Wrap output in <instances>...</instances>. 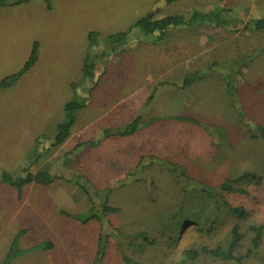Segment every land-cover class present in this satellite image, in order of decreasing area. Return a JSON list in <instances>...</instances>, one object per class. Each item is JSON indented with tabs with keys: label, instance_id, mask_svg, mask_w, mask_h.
I'll return each instance as SVG.
<instances>
[{
	"label": "rangeland",
	"instance_id": "rangeland-1",
	"mask_svg": "<svg viewBox=\"0 0 264 264\" xmlns=\"http://www.w3.org/2000/svg\"><path fill=\"white\" fill-rule=\"evenodd\" d=\"M193 10L224 12L228 26L211 16L161 41L131 29L142 17H188ZM261 18L264 0H30L0 8V81L20 72L38 46L33 65L0 88V175L45 170L57 177L20 192L0 179V264L16 239L20 250L53 247L11 264H94L102 237L108 243L101 264H127L124 255L135 264H179L190 248L227 250L239 223L244 238L234 259L201 254L192 264H264V233L245 256L254 235L249 227L264 224V29L252 24ZM91 31L95 52L107 51L93 80L83 73ZM122 32L123 43L104 46ZM191 75L197 77L183 86ZM80 98L87 105L70 137L50 149L64 106ZM140 115L134 134L117 135ZM169 163L211 187L249 171L263 180L243 184L248 194L221 196L220 204L245 208L240 221L223 205L218 211L214 199H201ZM78 185L97 206L108 198L118 211L104 223L66 216L88 215L91 205ZM179 221L170 243V226ZM139 233L154 243L135 241Z\"/></svg>",
	"mask_w": 264,
	"mask_h": 264
},
{
	"label": "trees",
	"instance_id": "trees-1",
	"mask_svg": "<svg viewBox=\"0 0 264 264\" xmlns=\"http://www.w3.org/2000/svg\"><path fill=\"white\" fill-rule=\"evenodd\" d=\"M30 0H0V7H12L19 4H23L25 2H29ZM211 16H213L216 20V24L218 26L226 27L228 26L226 23V20L224 19V12L223 13H204L200 12L198 10H193L190 16L186 17L183 15H166L159 19H151L149 17H142L138 19L131 27V29L139 28L147 37H150L156 41H161L165 39V37L168 35V33L176 28L182 27V26H194V24L198 22H205L207 21ZM253 26L255 29H264V18L257 19L253 23ZM94 36H96V33L94 31H91L89 33V48L87 56L84 61L83 65V73L84 77L93 80L94 79V71H95V64L98 57H104L106 56V50L101 51L100 53L95 52V45L97 46L98 41L94 40ZM127 38V32L117 33L114 35H110L104 39L105 47H109V44H113L115 42L117 43H123L125 39ZM107 42V43H106ZM37 43L34 44L33 50L31 52L30 58L26 62L23 69L18 72L17 74H14L12 76H8L0 81V88H6L9 87L11 84L15 83V81L20 77V75L29 69L31 65L36 61L38 56L37 51ZM197 76H188L183 82V86L188 87L193 83ZM230 84L232 83L230 80H228ZM229 84V85H230ZM75 87V86H74ZM232 92L234 93L235 88L231 85ZM76 90V87L74 88ZM87 105L86 101L82 98L78 100H72L66 103L64 106V120L58 125L57 133L55 136L50 139V149L57 148L61 145H63L66 140L70 137L72 127L75 124L76 121V113L84 108ZM240 116H244L243 113H240ZM183 120H188L190 122H193L197 124V122L193 119H189L186 117L182 118ZM154 121L152 119L149 124H151ZM143 124V117L140 115L137 118H135L128 126H126V129L118 131L117 135L119 136H130L134 134L137 129ZM259 131L261 132V135L264 137V127H260ZM213 137V133L210 134ZM214 138V137H213ZM168 168L171 170H176L180 172L181 175L185 178L189 186L195 190V192L199 195L201 199H214L217 204V210L220 211L222 209V206H225L228 211L234 215L238 220L242 221L246 217L245 208L243 206H233L228 204L227 202H223V198L221 197L224 193L227 194H248L247 190L242 188L243 184H249V185H257L262 182L263 177L255 172H244L238 177L234 179L226 180L224 183H222L218 187H211L207 186L205 184H200L198 182L193 181L189 176L186 175L185 171L180 167L174 165V164H168ZM82 174H78L76 177L80 179L82 178ZM57 177L45 170H39L37 172H27L26 175L13 177L7 172H2L0 175V179L3 183L9 184L17 189L18 192L22 190V188L25 185L36 183L41 185H50L54 182V180ZM74 179H72L73 181ZM80 188L83 189V191L87 194V197L89 199V203L91 205L88 215L87 216H81V214H71V213H65L66 216L78 220L81 223H89L92 220H98L99 222L104 223L105 218L108 217L110 214L116 213L118 211V208L113 207L109 204L108 198H105V202L102 206H97L92 201L91 195L88 193V189L84 185H78ZM221 197V198H220ZM220 198V199H219ZM219 199V200H218ZM221 200V202H220ZM101 208V209H100ZM191 220V219H190ZM189 221V220H188ZM184 222L179 221L177 224H175L173 227L170 226V235L171 238L169 239V242L171 243V239H175V230L179 229L181 225H183ZM250 232L254 233L253 239H252V248L249 249L246 257H250L255 250H257L260 245L262 244L263 239V233H264V224H252L249 227ZM139 238H141L145 243L149 244L154 243L151 240L147 239V235L144 233H139L135 235V241H137ZM244 238V234L241 232L240 223L235 224L231 229V240L227 247V250L223 249L222 247L217 248H208V247H201L200 249L196 248H190L187 250H184L181 255V261L179 264H192L201 254H207L212 255L214 257H219L224 260H231L234 259V252L240 245L241 241ZM107 243L108 240L104 237L100 238L98 243V250L96 254V259L94 264H101L105 252L107 249ZM18 243L17 239L12 243L11 248L9 250V253L7 254L3 264H10L12 260H14L16 257L23 255L29 251L33 250H48L53 247L50 243H42L39 245H36L28 250H20L18 249ZM124 259L127 264H135L131 261V259L124 255ZM241 260V258L237 259Z\"/></svg>",
	"mask_w": 264,
	"mask_h": 264
},
{
	"label": "crops",
	"instance_id": "crops-1",
	"mask_svg": "<svg viewBox=\"0 0 264 264\" xmlns=\"http://www.w3.org/2000/svg\"><path fill=\"white\" fill-rule=\"evenodd\" d=\"M0 8H2V7H0ZM16 258H17V257H16ZM4 260H5V259H4ZM3 262H4V261H3ZM3 262H2V264H3ZM12 262H13V260L11 261V263H12ZM11 263H10V264H11Z\"/></svg>",
	"mask_w": 264,
	"mask_h": 264
}]
</instances>
